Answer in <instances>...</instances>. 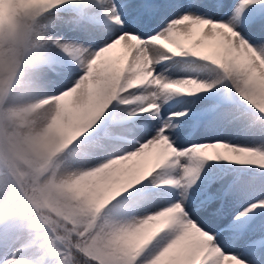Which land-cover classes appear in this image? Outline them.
<instances>
[{"label":"snow or ice","instance_id":"obj_1","mask_svg":"<svg viewBox=\"0 0 264 264\" xmlns=\"http://www.w3.org/2000/svg\"><path fill=\"white\" fill-rule=\"evenodd\" d=\"M26 18L35 22L37 35L28 76L35 92L78 93L86 102L144 78L118 91L65 153L70 165L84 169L141 153V166L150 167L163 153L151 175L104 209L115 219L172 210L135 264H264V147L224 138L177 145L178 138L200 130L244 127L237 97L264 113L251 99L264 84V0H64ZM194 33L198 38L190 44L181 39ZM205 57L222 58L227 70ZM177 63L185 72L173 79L168 68ZM189 80L198 86L185 92L169 87ZM250 130L264 137V125ZM208 162L255 166L262 178L257 185L254 177ZM26 238L35 253L22 248ZM79 255L86 264H99ZM58 260L0 190V264Z\"/></svg>","mask_w":264,"mask_h":264},{"label":"rangeland","instance_id":"obj_2","mask_svg":"<svg viewBox=\"0 0 264 264\" xmlns=\"http://www.w3.org/2000/svg\"><path fill=\"white\" fill-rule=\"evenodd\" d=\"M12 2L27 13H33L25 5L26 0H12ZM36 40V31L29 30L23 34L15 32L6 34L3 30V22H0V169L4 167V162H6L2 155L3 149L9 167L14 172L11 174L7 170H0V182L5 192L10 194L20 211L21 217L26 219L30 226L39 229V235L59 257L58 264H72L67 249L48 226L38 221L37 215L30 210L26 201L37 208L47 209L68 221L72 227L73 235L80 236L81 234L83 236V240L78 244L75 241H70V246L79 250L83 255L97 260L99 264H135L136 259L153 235L149 236L147 240H142L140 236H130L126 244L119 245V235L122 234L127 225L133 224V221L130 218H111L104 213L107 205L118 196H115L116 193L106 195L105 187L112 185L113 181L119 179L121 172L127 168L131 160L117 163L115 166L119 169L117 175H114L113 171L108 173L110 169L103 165L92 169L70 165L69 157L65 153L76 140V137L91 127V123L86 122L77 133L59 139L56 138L55 130L52 128L54 122L49 121L46 126L49 127L51 136L57 141L53 139L54 141L37 147L34 142V145H30L24 138L25 130L28 128L26 120H16L17 116H13L12 111L8 110L10 102L15 98L14 89L17 87L18 79L23 75L27 78L29 76V54ZM23 66H26L29 71H21ZM175 71L177 73L172 78H181L185 72V66L177 63ZM230 87V85H226L225 91ZM260 94H264V84L260 85ZM44 96V94L34 91L28 99L32 104L27 103L28 105H26L24 99V104L21 103L19 107L20 113L23 112L24 117L25 114L28 115L29 113L37 115L40 111V106L37 105L38 101ZM109 97L110 95L104 98L102 104L106 105ZM254 97L251 99L253 100ZM236 102L253 127L264 125V113L246 104L239 97L236 98ZM85 118L88 120L87 117ZM32 125L34 126L31 128H34L35 122H32ZM39 128L41 129V126ZM215 130L217 131V129ZM222 130L226 133L219 131L215 133V131L198 136L208 139L223 136L221 138L239 146L264 147V137L254 136L253 133L247 131V127L238 130ZM198 136L189 137L180 144L187 147L192 143L205 142L199 140L206 138H198ZM244 172L247 173V176L261 177V172L258 169L245 170ZM97 179H104V181H101L100 184L92 183ZM76 183H81L82 187L76 189ZM31 185L37 186V189L27 191L26 188L31 187ZM164 214L162 215L164 216ZM161 220H158L157 223H151L155 229ZM124 240L120 241L124 242ZM30 246L34 247L33 241L26 238L22 248Z\"/></svg>","mask_w":264,"mask_h":264},{"label":"bare ground","instance_id":"obj_3","mask_svg":"<svg viewBox=\"0 0 264 264\" xmlns=\"http://www.w3.org/2000/svg\"><path fill=\"white\" fill-rule=\"evenodd\" d=\"M30 4V0H26V4L29 8V10H31L33 13H38L40 11H42V9H37L35 7H29ZM198 36L194 33L193 36L191 37H187V38H181L185 43L188 42H192L195 39H197ZM117 54L116 52L113 53V55ZM183 67L185 65L181 64ZM177 66V64H175L172 67L168 68V73L169 74H176L177 71H175V67ZM26 68V66H23ZM158 70H159V66H158ZM175 77V75H173ZM18 83H17V87H15L14 89V96L15 98L10 102V106L8 109V103H7V109L10 111H12V115L13 116H17L16 120L19 119V121H25L27 122V127L25 130V134H24V138H26V141L32 145L33 142L35 144V146H42L46 143L52 142V140H56L57 141V137L60 138H65L66 136L72 135L74 133H77L78 130H80L79 128L84 125L86 122L91 123L90 126H92L93 123H95L96 119L99 118V115L103 112L104 109V103L102 104V100L104 98H107L108 95L110 96H114L116 97L118 91H122V89H116L114 88L107 96L103 97L102 99L98 96H90L89 99L86 102H82L79 99V94L78 93H74V94H66L64 97L59 98L57 100V108L55 113L52 116H46L45 114L41 113L40 111L38 112V114H34V113H29L28 115L25 114L24 117V113L21 112L20 113V105L21 103L24 102L25 99V104H32V102L30 100H28L30 97L33 95L34 90H32V85H31V81L26 77V76H21L18 79ZM115 92V94H114ZM28 97V98H27ZM105 100V99H104ZM23 103V104H24ZM28 103V104H27ZM107 103V102H106ZM175 107L179 108L180 105L179 104H175V98L173 101ZM39 105V104H37ZM15 107V111L13 112V109ZM88 113V114H87ZM85 114H87L85 116ZM24 117V118H23ZM87 117L88 120H85ZM22 118V119H21ZM47 121V123L49 121H53V129L55 130V135L56 138H54L53 136H51L52 133H50L49 131V127L46 126V124L44 125L43 128H39V126H41V123ZM32 122H35V127L31 128ZM245 128L247 127L249 132L253 133L250 129L251 128H255L253 127V125L251 123H249V121L245 118ZM88 128V127H87ZM215 129H207V130H200L196 133H193L191 137L193 136H198V135H204V134H209L211 132H215ZM224 132V134L226 133L225 131H223L222 129H217V132ZM220 134V133H219ZM223 135V134H222ZM254 136H259L257 134H253ZM219 136V135H218ZM223 137V136H221ZM218 137V138H221ZM198 138H206L203 136H198ZM189 139V137H180L177 139V145H181L180 143H182L184 140ZM206 139H200L199 141H205ZM53 140V141H54ZM33 144V145H34ZM184 146V145H183ZM163 155V153L160 154V156H158L155 160L152 161L151 166H141V161L144 159V154L141 153L139 155L137 154H130V158L129 160H131L130 163H128L127 168L125 170H123L119 176V179H117L116 181L112 182V185L105 187V193L106 195L110 194L113 195L114 193L115 196L119 195L120 193H122L123 191H126L128 188L132 187L134 184L139 183L140 180L144 179L145 176H147L155 167L159 166V162H160V158ZM124 161V160H122ZM208 163H219V164H226L228 165V167L230 169H233L235 171L240 172L241 174L247 175L246 172H244L245 170H250L253 171L255 169H257L255 166H237L234 164H231V162H208ZM117 164H109L107 167V169L109 168V172L114 173V175L118 174V170L115 166ZM2 170V169H0ZM250 177H254L257 181V185L259 184L261 177L259 176H250ZM101 181H104V179H97L96 181H93L92 183H101ZM85 185V184H83ZM79 187H82L81 183H76L75 184V188L78 189ZM0 190L5 192V189L3 188L2 183L0 182ZM171 215H172V210H170L169 212L165 213L164 216L162 215L160 220L158 223V226L156 227V229L154 228V226L152 224H148L146 226H144L143 228L139 229V230H130L132 228V224L127 225L125 227V229H123L122 234L119 235V240H118V244L122 245V244H126L127 241H129L130 236L132 237H137L140 236V238L142 240H147L149 236L151 235H155V233L160 229L161 226H166L167 223L170 221L171 219ZM157 223V222H156ZM152 236V237H153ZM146 237V238H145ZM124 240V242L120 241V240ZM23 249L25 251H29L30 253H35L37 251V249L33 246L30 247H23ZM17 259H25L27 260L28 257H24V258H17ZM9 264H12V262L10 261Z\"/></svg>","mask_w":264,"mask_h":264},{"label":"clouds","instance_id":"obj_4","mask_svg":"<svg viewBox=\"0 0 264 264\" xmlns=\"http://www.w3.org/2000/svg\"><path fill=\"white\" fill-rule=\"evenodd\" d=\"M64 0H30L29 7H35L37 9H42V11L38 12V14H43L47 12L48 10L56 7L59 4H62ZM29 13L22 10L18 5L12 2V0H3V2H0V22H3V30L7 33L15 32L17 34H23L29 30H32L33 32L36 31L34 25V21L28 20L26 17ZM192 55H196V53H192ZM254 55V53L252 54ZM27 59V58H25ZM205 59H211L212 63L217 65L218 67L227 70L228 64L225 60L222 58H209L205 57ZM21 71H29L27 68L22 67ZM144 80L143 77L131 80L127 82L123 86V90L126 91L128 88H135L140 83H142ZM197 83L195 81H181L174 83L172 85H169V87L173 88L174 91L177 92H185L187 90H190L191 88L197 87ZM66 94L61 93L60 95H45L43 99L38 101V104L40 106L41 113L45 114L46 116H52L57 108V100L59 98L64 97ZM116 97L110 96L109 100L107 101L106 105L104 106V109L107 107V105L111 102L112 99H115ZM135 99V97L130 98L128 100H122L121 103H132ZM252 102L259 107L262 111H264V94H258L256 95ZM102 114V113H101ZM47 123V121H44L41 123V128L44 127V125ZM87 131V129L85 130ZM84 132H81L79 136L76 137V140L83 135ZM154 170V169H153ZM151 175V172L148 174ZM147 178V176H145ZM163 213H156L149 216H135L131 217L130 219L133 221L132 228L130 230H139L143 228L144 226L155 223L158 220H160ZM164 226H161L160 229L162 230ZM157 234V233H155Z\"/></svg>","mask_w":264,"mask_h":264},{"label":"trees","instance_id":"obj_5","mask_svg":"<svg viewBox=\"0 0 264 264\" xmlns=\"http://www.w3.org/2000/svg\"><path fill=\"white\" fill-rule=\"evenodd\" d=\"M39 217L43 222L48 223L57 235H60L66 239L73 238L72 233H69L65 229V227L69 226L65 224L63 220L54 217V215L52 216V214L51 216H47L42 210H39ZM64 244L67 246L66 242H64ZM79 254L81 253L70 250L72 264H86V261L82 259L81 255Z\"/></svg>","mask_w":264,"mask_h":264}]
</instances>
